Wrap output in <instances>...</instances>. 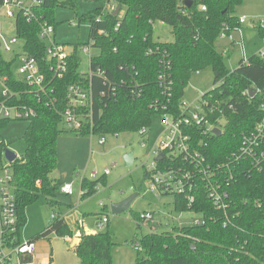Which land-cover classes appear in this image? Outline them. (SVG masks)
Wrapping results in <instances>:
<instances>
[{"label": "trees", "instance_id": "16d2710c", "mask_svg": "<svg viewBox=\"0 0 264 264\" xmlns=\"http://www.w3.org/2000/svg\"><path fill=\"white\" fill-rule=\"evenodd\" d=\"M76 1L44 0L41 6L31 9V14L52 25L55 31L54 9H75ZM99 1L103 6L77 15L79 23H88V40H93V47L98 49V54L90 60V68L102 69L108 80L106 85L98 77L91 80L95 94L91 133L115 135L149 128L156 114L151 103L161 97V89L157 82L160 54H147V51L159 49L166 52L170 61L174 108L183 97L191 74L211 68L213 85L203 96L210 99V104L218 106L216 114L224 119V126L220 135L203 139L206 145L202 151L214 164L231 157L240 145L241 135L253 130L264 117V58L259 54L251 55L229 70L216 44L220 31L227 28L225 31L229 32L240 26L235 8L241 0H188L190 6L186 0ZM106 3L120 6L118 14L114 15V10L104 11ZM156 21L171 26V41L153 39L152 26ZM14 30L15 36L22 41V50L37 60L56 98L53 107L46 105L33 86L17 79L11 68L15 56L11 61L0 56V74L7 77L6 84L14 94L8 101L26 104L35 110L22 135L25 151L10 164L21 229L25 223V207L41 196L53 211L61 205L55 196L58 186L53 172L57 162V137L62 131L61 113L66 105L65 91L71 83L89 81L79 75L76 45L69 57L67 72L63 78L54 79L46 68L45 45L38 36V23L27 21L19 13L14 20ZM258 31L264 37V22L258 25ZM109 84L116 86V94L97 98L101 90L108 91ZM134 85L137 92L132 96L129 90ZM6 121L0 120V124ZM86 132L88 129L76 133ZM232 173L233 180L227 187L231 203L228 226L222 227V213L213 207L201 188L190 209L175 196L173 209L176 212L201 213L205 223L173 226L168 231L141 235L133 243L137 250L133 264H264V170L244 173L233 167ZM105 176L83 179L80 198L94 193L98 184L105 182ZM56 213L57 217L52 218L32 241L51 233L59 237L72 236L64 217ZM137 225L140 227V223ZM112 245L108 233L87 235L82 230L74 249L80 264H113Z\"/></svg>", "mask_w": 264, "mask_h": 264}, {"label": "built area", "instance_id": "2783aa9c", "mask_svg": "<svg viewBox=\"0 0 264 264\" xmlns=\"http://www.w3.org/2000/svg\"><path fill=\"white\" fill-rule=\"evenodd\" d=\"M44 0H1L0 11L7 18H13L20 13L27 21H35L39 25V39L45 45L46 68L51 73L52 78H63L68 70L69 57L72 51H66V45L55 40V31L52 25L41 21L38 17L31 14V9L39 7ZM116 7L112 3L104 5V11H113ZM205 7H202L204 10ZM122 12L120 13L121 17ZM246 21L245 17H239L240 26L232 31H220L218 38L228 39L234 45L243 48V38L241 24ZM117 25L115 28H117ZM237 36L236 38L234 36ZM19 39L14 37L4 39L0 30V48L5 51H13L12 46ZM93 47V40L81 48L89 57L90 49ZM116 50V47L114 48ZM225 53V51H223ZM159 53V71L157 82L161 89V97L151 103V107L156 114L162 116L164 127L153 144H149L148 129L142 127L138 130L141 147L144 148V161L141 165L144 180H146V190L156 196L170 195L172 200L178 196L187 208H191L197 196L201 192L211 202L213 207L222 213V227L229 225L230 217L228 211L231 207L227 187L233 180V167L242 170L244 173L249 171L264 170V117L255 125L253 130L243 133L240 145L236 152L228 157L223 163H211L208 161L203 146L206 142L204 138L214 135L215 128L222 131L224 119L216 114L218 106L210 104V99L199 95L192 102L179 100L177 107L174 108L172 102V79L171 66L165 51L148 49L147 54ZM264 58V53L259 54ZM18 61L16 77L19 81L33 86L37 95L45 99L46 105L53 107L56 98L52 95L53 89L46 84V76L35 57L25 53L15 56ZM244 61L246 59L242 58ZM127 69V68H126ZM195 73H199L196 71ZM83 80L71 83L65 91L66 105L61 113L62 124L67 131L79 132L88 129L91 133L93 127V112L95 105V94L91 80L93 77L100 78L103 84L107 83V77L100 68L91 69L88 72H79ZM7 77L0 74V120L25 119L28 120L35 115V110L26 104L10 103L8 99L14 95L7 86ZM136 85L130 90V95L136 94ZM116 94V86L109 84L108 91L101 90L97 93V98L111 97ZM39 97V98H40ZM264 107V105H262ZM199 131V133H198ZM117 135V134H115ZM200 136V137H198ZM99 144H103L105 139L101 136ZM161 158L159 159V156ZM7 161V160H6ZM247 162L250 165H246ZM11 162H6L2 166L3 175H0V264H33L31 258L36 252L35 241L28 240L22 242L16 202L12 187ZM105 169L102 175H107ZM94 178L96 171L90 173ZM201 188V190H200ZM61 191L72 194L71 184H64ZM195 213V217L189 225H203L205 218L201 213ZM153 212L142 211L137 213V220L149 222L153 219ZM57 217L55 211L51 218ZM108 222L106 215L98 221V226ZM177 225L183 226L177 218ZM29 257L30 260H23Z\"/></svg>", "mask_w": 264, "mask_h": 264}, {"label": "rangeland", "instance_id": "374dc122", "mask_svg": "<svg viewBox=\"0 0 264 264\" xmlns=\"http://www.w3.org/2000/svg\"><path fill=\"white\" fill-rule=\"evenodd\" d=\"M103 6L99 0H77L75 9L56 7L54 9L55 40L66 45V51H72L77 46L76 54L80 60L78 71H89V57L81 48L89 43V26L87 22H78L77 15L86 13L96 7ZM237 17H245L246 23L241 25L243 48L235 45L229 48V56L224 57V65L233 70L244 57L264 53V37L259 34L258 25L264 22V0H241L236 6ZM153 39L155 41L169 42L173 39L171 26L160 21L153 23ZM0 30L7 41L14 37V20L4 16L0 11ZM236 37V35L234 36ZM227 39L218 38L219 46ZM13 51L0 48V56L6 61L14 60V56L22 53V41L12 46ZM98 49L91 47L90 55L96 56ZM18 61L12 63V71L16 74ZM213 73L210 67L200 69L199 73H192L185 88L182 100L192 102L199 95L211 88ZM2 87L0 86V92ZM28 121L25 119H11L0 124V175H3L2 166L7 162L4 150L12 151L21 157L25 151L22 135ZM164 127L162 116H152L149 128V144H153ZM57 137V162L53 176L57 179L58 189L55 193L56 200L61 203L55 207L60 212L72 234L80 232L75 237L80 240L84 228L92 234L108 233L113 264H133L137 250L133 244L141 235L150 232H163L177 225V218L184 225H189L198 216L193 212H176L173 209V200L170 195L156 196L146 190L143 169L144 148L140 144L138 132H122L113 134H92L86 132L79 134L65 130ZM104 137L105 142L99 144L98 140ZM133 152L134 160L130 166H125L123 155ZM105 169L109 173L105 182L99 183L97 190L88 197L80 198V183L83 179L100 178ZM96 171L92 178L90 173ZM64 184H71L73 193L66 194L61 191ZM137 193L129 208L119 214L111 211V205ZM142 211L153 212V219L149 222L137 223V213ZM53 210L49 208L44 197L27 205L24 209L25 223L21 226L22 242L28 241L39 233L50 222ZM106 215L108 222L98 226L97 222ZM52 245V262L54 264H80V259L71 244L55 233L46 236ZM73 238V235L70 237ZM79 243L76 242L73 246Z\"/></svg>", "mask_w": 264, "mask_h": 264}, {"label": "crops", "instance_id": "0c3cea01", "mask_svg": "<svg viewBox=\"0 0 264 264\" xmlns=\"http://www.w3.org/2000/svg\"><path fill=\"white\" fill-rule=\"evenodd\" d=\"M244 23H246V21ZM243 24H241V25H243ZM242 38H243V36H242ZM19 41H21V40H19ZM231 46L235 47V45L230 40H228L227 42H225L222 45L219 44V48L221 49V51L222 52L225 51V53L223 52L224 56H229V52H230L229 48ZM84 231H85V228H84ZM79 233L80 232L78 231L75 234H72L73 238H70L69 236H66L63 238L65 239V241H68L72 246L73 240H74V238H76L75 236L78 235ZM32 238H30L29 240H31ZM35 243H36V252H35L34 256L31 258L32 263L33 264H54L52 262V245H51L50 240H48L47 237H43V238H39V239L35 240ZM72 247L74 249V246H72Z\"/></svg>", "mask_w": 264, "mask_h": 264}, {"label": "water", "instance_id": "95a60500", "mask_svg": "<svg viewBox=\"0 0 264 264\" xmlns=\"http://www.w3.org/2000/svg\"><path fill=\"white\" fill-rule=\"evenodd\" d=\"M185 2L187 3V6H190V4H191L190 1L186 0ZM119 9H120V6H117L116 9L114 10L113 14H114V15H117L118 12H119ZM221 132H222V131H221L220 129H217V128H215V129L213 130V134H214V135H220ZM3 154H4L5 159H6L8 162H12V161H14V159L17 157L12 151H10V150H8V149H5ZM160 158H161V155L159 156V159H160ZM133 159H134V155H133V152H132V151H129V152L125 153V154L123 155L124 165H125V166H130V165L132 164V162H133ZM136 196H137V193H133V194H131L130 196H128L127 198L123 199L122 201L117 202V203H113V204L111 205V211H112L114 214H119V213H122V212L126 211V210L129 208L131 202L135 199ZM85 233H86L87 235L92 234L91 231H89V230L86 229V228H85ZM76 242H78V238H77V237L74 238L73 243H72V246H73Z\"/></svg>", "mask_w": 264, "mask_h": 264}]
</instances>
